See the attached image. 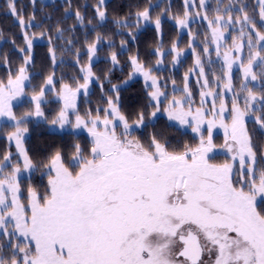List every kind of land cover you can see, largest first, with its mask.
Here are the masks:
<instances>
[{
  "label": "snow or ice",
  "instance_id": "6c2138e0",
  "mask_svg": "<svg viewBox=\"0 0 264 264\" xmlns=\"http://www.w3.org/2000/svg\"><path fill=\"white\" fill-rule=\"evenodd\" d=\"M31 3L35 5L36 0ZM104 4L105 0H99L95 9L100 21L107 16ZM183 4L182 14L173 19L181 29H188L192 41L196 40L190 28L194 18L207 21L210 39L206 35L202 51L211 65L208 44L214 45L222 61L220 74L211 67L205 71L204 60L190 43L195 67L185 74L182 89L172 81L169 99L162 91L167 81L162 83L138 55L131 56L129 79L144 78L150 89L149 110L125 114L120 89L112 85L114 98L103 94L106 107L81 115L77 96L88 94L93 79L99 81L91 65L103 39L97 35L87 45L90 62L81 69L83 83L62 84L57 95L63 107L51 120L61 129L68 125L86 130L90 140L83 145L72 143L67 150L58 147L34 161L24 143L27 124L33 116L48 122L41 103L46 90H55L54 74L33 92L32 111L18 117L12 102L24 95L25 82L30 80L33 41L47 39L51 45L52 36L44 31L39 37L30 33V28L44 27L36 23L35 11L26 20L17 0H7L25 47L19 49L23 64L15 72L9 68L6 78L0 79V118L14 122L6 138L20 158L13 163L10 151L0 157V264H264V0H256L254 7L247 0H217L211 17L207 0H183ZM196 7L200 10L193 11ZM74 15L83 24L80 11ZM68 18L71 14L66 10ZM141 21L153 23L158 36L162 35L161 18H153L151 7L138 10L132 26ZM62 22L54 26L58 40L74 31L60 27ZM117 23L129 26L126 18ZM156 51L161 57L156 61L158 68L164 53ZM170 51L175 53L173 63H179L181 51L176 43ZM49 56L55 63V47H49ZM2 58L10 63L7 56ZM110 61L119 65L116 52ZM234 65L242 73L238 90ZM190 74L197 76L198 105L188 84ZM255 81L261 82L259 90L250 87ZM226 93H231L230 99ZM158 114L190 127L199 143L174 147L165 131L157 129ZM216 127L224 130L220 147L229 159L223 163H214L210 155L217 148ZM149 128L156 130L143 138L136 134ZM41 169L47 179L43 190L32 183L22 185L25 174L31 181Z\"/></svg>",
  "mask_w": 264,
  "mask_h": 264
},
{
  "label": "trees",
  "instance_id": "16d2710c",
  "mask_svg": "<svg viewBox=\"0 0 264 264\" xmlns=\"http://www.w3.org/2000/svg\"><path fill=\"white\" fill-rule=\"evenodd\" d=\"M226 2V0H225ZM253 7L256 0H247ZM99 0H51L43 1L36 0L33 5L31 0H17L18 11L22 13L27 20L28 17L35 11L36 23H43V28H30L29 32H35L37 37L41 31L47 32L52 36V43L49 44L47 39L37 38L33 41V65L28 68V75L30 77L29 83L26 85V90L29 93L38 91L39 87L44 83L48 75L54 74L55 90L48 91L47 94L57 92L61 89L63 83L75 84V82L83 83L82 77L84 73L81 71L83 67L88 65L89 56L86 54L87 45L95 41L97 35L103 37L98 45V60L92 63V71L99 81L93 79L91 89L87 95L82 94L78 110L81 115L85 111L92 109L93 112L97 107H106L103 94L107 93L108 96H113L111 91L112 85L118 86L120 89L121 109L125 114H131L138 110L147 109L149 97L145 83L139 78H135L127 82L129 74L132 69L128 61L131 56L138 55L143 63L148 67L153 68V74L163 83L164 81L172 82L175 80L176 85L182 87L184 85V76L189 73L190 69L195 67V54L192 48L189 47L190 35L188 32H181L173 16L182 14L184 4L183 0H107L105 1L104 8L106 9L107 16L102 22L96 14V6ZM210 5L208 12L209 17L214 15V9L217 7V0H207ZM152 8L153 18L160 16L162 35L158 36L157 29L153 23H148L144 28H141L143 22L138 26L135 25V13L144 7ZM71 14V18L65 20V12ZM79 10L84 16L83 24H80L75 18V11ZM193 11L200 10L198 7L192 9ZM51 17V19H46ZM127 19L129 26H123L117 23ZM58 21H63L60 27L68 29L74 28L72 32H65L64 39H57L55 33V25ZM191 32L196 37L192 42V47L195 48L196 54H199L205 62V71L209 67L214 69L217 75L220 74L221 59L215 55L214 45L208 44L211 51L210 59L212 64L209 65L208 58L203 54L202 48L204 46L206 35L210 39V31L207 27V21L200 17H195L190 24ZM233 35L236 34L235 30L230 29ZM0 79H5L9 68L15 72L16 68L23 64L22 54L19 49L25 47L24 37L22 30L15 17L9 12L7 7V0H0ZM135 36V39L132 38ZM66 40H71L72 44H66ZM13 41L15 42L13 44ZM124 42L123 48L121 42ZM176 43L178 48L189 49L184 54V57L179 59V63L172 68L169 66L173 52L169 50L172 44ZM231 41L229 40V44ZM56 48V61L52 62L49 56V47ZM157 49L160 52L169 50L164 54V66L156 67V61L161 59L157 54ZM223 51V50H222ZM116 52L120 61L119 65L114 66L110 61V55ZM79 53V56L76 54ZM3 56H7L10 63L5 64ZM77 60L79 62H77ZM240 68L235 69L233 74V81L239 89ZM107 76V79L105 78ZM189 78L193 81L197 78L195 74H190ZM211 79V76H209ZM109 80L111 83H109ZM260 81L250 83V87L254 90H259ZM103 85V92L101 90ZM180 92H177L178 94ZM114 98V96H113ZM57 112L55 106L56 101H49ZM33 110V103L29 100L22 101L13 107V112L19 117L26 112ZM103 115V113H101ZM29 132L25 137V147L28 149L29 154L34 161H39L45 158L47 154L56 148L68 149L72 143L79 142L82 145L86 144L90 137L82 132H74L72 130H53L39 121H34L33 118L27 124ZM13 126L6 124L4 127L0 125V157L6 151L13 154V160L17 155L13 144H9L5 133ZM250 130H254L255 126L249 122ZM157 129H163L171 140L174 147H179L183 143L196 145L199 143L198 137L193 136L191 132L183 130L175 124H171L164 115L158 116ZM156 129L138 130L137 135L146 137L148 132ZM257 136L259 132L255 133ZM226 154L215 155L213 157L214 163H223L228 160ZM44 169L32 175L31 181L25 177L21 181L22 185L32 183L34 186H45L47 179L42 175ZM41 190L43 188L41 187Z\"/></svg>",
  "mask_w": 264,
  "mask_h": 264
},
{
  "label": "rangeland",
  "instance_id": "374dc122",
  "mask_svg": "<svg viewBox=\"0 0 264 264\" xmlns=\"http://www.w3.org/2000/svg\"><path fill=\"white\" fill-rule=\"evenodd\" d=\"M43 1H51V0H43ZM105 1H107V0H105ZM99 21H100V20H99ZM100 22H102V21H100ZM142 22H143V21H142ZM146 24H148V23H147V22H143V24L141 25V28H144ZM179 28H180V27H179ZM180 30H181V32H188V29H181V28H180ZM192 42H193V41H192V39L190 38L189 43L192 44ZM169 50H171V48H169ZM169 50L163 51L162 53L166 54L167 52H169ZM179 50H180V49H179ZM180 51H181V55L178 57V59H181L182 57H184V54H186V53L189 51V49L183 48V49H181ZM172 55L174 56V58H176L174 52H173ZM98 58H99V57H98V55H97V53H96V55H95L94 57H92V59H91V64L94 63L95 61H97ZM163 58H164V55H163ZM163 58H162V59H163ZM174 58H171V63H169V66L172 67V68H174V67L177 65V63H176V64L173 63ZM88 64H89V63H88ZM164 65H165V62L163 61L158 67H161V66H164ZM87 66H88V65H87ZM87 66H86V67H87ZM156 67H157V65H156ZM83 68H85V67H83ZM237 68H239V66H238V65H234V67H233V74H234L235 69H237ZM135 78H139V79H141V80L144 81V78H143L142 76H140V75H136V76H134L132 79H135ZM132 79H128V80H126V81L129 82V81L132 80ZM196 80H197V78H196L195 80H193V81L189 78L188 84H189V87H190L191 90H192L193 97L195 98L196 103H197V105H198V104H199V86L197 85ZM209 80H211V79L209 78ZM28 83H29V81H26V82H25V93H24V95H22L21 97H19V98L16 99V100H13V102H12L13 107H14L16 104H19V103L22 102V101L29 100V101H31V102L33 103V109H34V102L32 101V94H33V93H29V92H27V90H26V85H27ZM91 83H92V82H91ZM91 83L89 84L88 92H89V90L91 89ZM144 83H145V82H144ZM183 86H184V85H182V87H179V86H177V85L175 84V87H176L177 89H182ZM59 91H60V90H59ZM59 91H57V92H53V93H50V94H47L48 91L46 90V92H45V97H44V99H43V101H42V103H41V108H42V110H43V112H44V114H45V117H47L48 122L46 123L45 120H44V118H41V117H35V116H33L32 118L34 119V121L42 122L43 124H45V125L48 126L50 129H53V130H67V131H68V130H72V131L77 132V133L82 132V133L87 134L86 130H83V129H75L74 127H71V126H68V125H65V127H64L63 129H61V128H59V126H53V125L51 124V120L54 118L55 114L60 110V108L63 107V101H62V100L59 98V96L57 95V93H58ZM149 91H150V90H149ZM162 91L166 92V93L168 94V96H169V99H170V98H171V95H172V93H173V84H172V82H170V83L167 82V87H166V88L162 87ZM82 94H83V92H81V93L77 96V99H76V106H77V109H78V107H79L78 104H79V101H80V98H81V95H82ZM176 95H177V96H181L182 93H178V94H176ZM226 97L230 99V97H231V93H226ZM161 99L163 100V98H161ZM51 100H52V101H56L54 107H56L57 112L54 110L53 106L50 104L49 101H51ZM209 106H210V105H209ZM162 107H163V104H162ZM80 114H81V113H80ZM70 115H71V118L74 120V115H72L71 113H70ZM160 115H163V114H158V116H160ZM164 116L166 117V115H164ZM166 118H167V117H166ZM169 122H170L171 124L173 123V124L177 125L178 127H180V128L183 129V130H187V131L191 132V134H192L193 136H197L196 133L192 132V130H191L190 127H188V126H182V125H180L178 122H171V121H169ZM6 124L13 126L14 122L8 120L6 117L0 118V125H3V127H4ZM27 127H28V129H29V126H27ZM13 130H14V128L12 127L11 129H9L8 132L13 131ZM8 132H6L5 135H7ZM87 135H88V134H87ZM213 142L216 144L217 148L214 150L213 153L210 154L212 157H214V156L217 155V154H218V155H220V154H226V153L223 151V149H221V147H220V146L224 143V130H223L222 128H220V127H216V128L213 129ZM12 144L14 145V143H12ZM14 147H15V145H14ZM15 149H16V148H15ZM15 152H16V155H17V149L15 150ZM226 155H227V154H226ZM18 159H20V158L17 156L16 159L13 160V163H15ZM27 175H28V174H25V177H27Z\"/></svg>",
  "mask_w": 264,
  "mask_h": 264
}]
</instances>
